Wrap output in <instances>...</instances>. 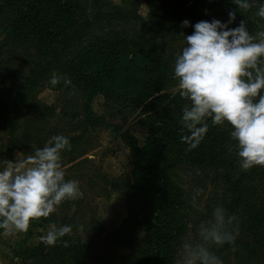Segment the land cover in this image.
<instances>
[{"label":"rangeland","instance_id":"1","mask_svg":"<svg viewBox=\"0 0 264 264\" xmlns=\"http://www.w3.org/2000/svg\"><path fill=\"white\" fill-rule=\"evenodd\" d=\"M79 2V23L85 43L118 32L130 37H144L156 50L164 53L172 70L167 98L158 111L160 116L165 112L182 114L187 100L179 95L172 71L175 56L184 46L183 38L173 33L161 15L144 5L142 0ZM257 8L258 0L245 12L247 27L253 35L264 26V20L255 14ZM12 27L11 10L1 8L0 160H14L17 152L31 153L32 147H42L53 135L77 139L76 143L70 141V151L62 153V165L65 178L78 180L84 195L80 199L64 201L48 218L30 222L25 233L1 235L0 264H33L21 253L25 246L35 248L41 243L39 237L49 223L73 226L70 236L81 239L89 247L80 253L88 264H138L146 236L143 219L148 203L145 202V208L125 238L114 239L111 235L129 216L126 200L128 193L134 191L130 145L144 146L149 134L148 117L140 111L108 102L102 95L89 102L84 85L69 76L65 67L73 51L65 53L54 66L53 60L41 56L26 40L14 38ZM53 71L72 81L74 94L72 87H65L62 81L55 88L47 84ZM173 151L165 162L166 176L182 196L176 214L179 234L171 245L177 258L181 242L195 236V225L209 218L217 204L233 207L236 196L232 186L213 183L210 176L187 166L177 156V150ZM242 175L245 183L239 188L236 201L240 207L234 214L239 235L234 243L213 246L212 251L223 264H264L242 226L247 207L258 204L264 208V167L244 171L238 164L234 180L239 181ZM197 188L203 189L197 197L198 209L191 205ZM101 257H108L110 262L104 263Z\"/></svg>","mask_w":264,"mask_h":264},{"label":"trees","instance_id":"2","mask_svg":"<svg viewBox=\"0 0 264 264\" xmlns=\"http://www.w3.org/2000/svg\"><path fill=\"white\" fill-rule=\"evenodd\" d=\"M142 2L156 10L177 36L181 32L190 35L191 25L201 20L215 18L225 22L228 11L236 8L231 0ZM1 8L11 10L12 36L26 40L41 56L53 60L54 66L65 53L74 52L65 67L69 76L84 85L89 102L102 95L108 102L140 111L148 117L149 134L144 146L130 145L134 191L128 193L126 200L129 216L111 238H125L147 202L143 219L146 236L138 264H175L171 245L179 234L176 214L182 196L166 176L165 161L176 149L177 156L187 166L210 176L215 184L222 182L232 186L238 200L239 188L245 179L242 175L239 181L234 180L238 158L235 149L229 151L233 143L230 128L213 126L210 118L207 119L209 130L204 140L196 149L185 151L187 146L180 140L182 114L165 112L160 116L158 111L167 98L172 70L170 60L141 36L111 32L85 43L79 23V0H0ZM184 20L190 22L189 27H181ZM241 20H245V12L238 10L230 27L238 26ZM69 140L77 142V139ZM236 200L233 207H226L231 215L240 207ZM242 226L264 261V208L258 204L247 207ZM23 249L22 256H27L33 264H88L80 256L81 251L89 249L87 243L70 235L54 246L41 242L35 248L25 246ZM101 260L110 262L108 257Z\"/></svg>","mask_w":264,"mask_h":264},{"label":"clouds","instance_id":"3","mask_svg":"<svg viewBox=\"0 0 264 264\" xmlns=\"http://www.w3.org/2000/svg\"><path fill=\"white\" fill-rule=\"evenodd\" d=\"M255 2L231 0L236 8L228 11L227 21L201 20L191 25L190 35L181 32L184 46L175 56L172 71L179 95L187 100L180 118L185 151L196 149L204 140L210 118L213 126L230 128L229 151L235 149L244 171L264 167V26L253 35L245 20L234 28L230 25L238 10L246 12ZM255 14L264 20V0H258ZM189 26L188 20L181 22L182 28ZM61 81L75 93L72 81L55 71L47 84L55 88ZM66 150H71L69 138L57 134L42 147H32L31 153L17 152L14 160H0V235L25 233L30 222L48 218L66 200L83 197L79 181L65 178L62 153ZM202 192L195 189L193 208L198 209ZM42 231L40 241L54 246L72 234L73 226L49 223ZM238 235L235 216L217 204L209 218L195 225V236L181 242L175 264H223L213 246L232 244Z\"/></svg>","mask_w":264,"mask_h":264}]
</instances>
